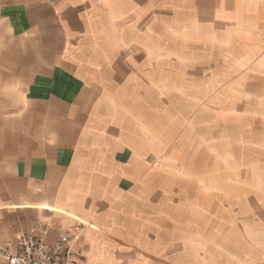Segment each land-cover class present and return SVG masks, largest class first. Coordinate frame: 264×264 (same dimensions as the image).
Segmentation results:
<instances>
[{"label": "crops", "instance_id": "crops-1", "mask_svg": "<svg viewBox=\"0 0 264 264\" xmlns=\"http://www.w3.org/2000/svg\"><path fill=\"white\" fill-rule=\"evenodd\" d=\"M0 23L35 53L1 126L0 243L46 226L79 238L83 264H264V217L238 200L264 211V177L161 158L202 93L264 115V0H0Z\"/></svg>", "mask_w": 264, "mask_h": 264}, {"label": "rangeland", "instance_id": "rangeland-1", "mask_svg": "<svg viewBox=\"0 0 264 264\" xmlns=\"http://www.w3.org/2000/svg\"><path fill=\"white\" fill-rule=\"evenodd\" d=\"M18 49L30 58L29 63H26L27 65L17 61V56L20 57L17 55V52L20 51ZM10 50L14 53L12 60H9L12 56L9 53ZM34 57L32 44L12 40L0 23L1 140L7 136L4 129L1 128L5 125L6 117L9 116L10 119H13V113L18 110L19 115V110L23 107L22 83L30 72L29 69L34 62ZM201 75H203V71H201ZM213 97V90L201 94L200 117L188 118L184 122L179 121L180 118L174 119L175 132L173 136L174 142L177 143H175L174 150L171 151L170 155L165 157V153H161V158H171L174 162L179 163V166L172 167L173 171L177 173H201V177L207 179H226L230 175H235L241 179V184L244 187L247 182L251 184L253 179L255 189L260 190L264 177L262 103L239 102L238 117L231 119L228 111L219 110V105ZM162 127H165V124ZM200 141L201 145L197 146ZM238 200L241 205L246 203L248 206L253 205L255 214L258 217H264V211L261 210L260 206V196L246 199L244 192L242 199L239 197ZM77 241H79L78 237Z\"/></svg>", "mask_w": 264, "mask_h": 264}, {"label": "built area", "instance_id": "built-area-1", "mask_svg": "<svg viewBox=\"0 0 264 264\" xmlns=\"http://www.w3.org/2000/svg\"><path fill=\"white\" fill-rule=\"evenodd\" d=\"M4 264H83L85 257L77 246V237L67 233L48 241L46 226H31L11 241L0 243Z\"/></svg>", "mask_w": 264, "mask_h": 264}]
</instances>
